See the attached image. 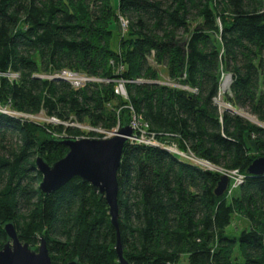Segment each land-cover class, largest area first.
<instances>
[{
	"label": "trees",
	"instance_id": "trees-1",
	"mask_svg": "<svg viewBox=\"0 0 264 264\" xmlns=\"http://www.w3.org/2000/svg\"><path fill=\"white\" fill-rule=\"evenodd\" d=\"M226 73L225 101L264 122V0H0V250L13 222L33 249L46 239L53 264H119L105 198L80 177L45 194L36 161L103 137L69 124L114 131L136 117L160 144L129 140L118 169L129 262L264 264V175L248 173L264 126L216 102ZM41 113L58 122L19 116ZM171 145L243 182L218 196L222 172ZM236 215L247 225L230 235Z\"/></svg>",
	"mask_w": 264,
	"mask_h": 264
},
{
	"label": "water",
	"instance_id": "water-1",
	"mask_svg": "<svg viewBox=\"0 0 264 264\" xmlns=\"http://www.w3.org/2000/svg\"><path fill=\"white\" fill-rule=\"evenodd\" d=\"M229 77L231 78V75ZM228 109L240 114L231 106ZM53 119L57 122L55 118ZM133 135L134 127L127 125L114 130L109 137L69 138L64 141L69 147V152L65 157L52 165L42 157L37 158L36 161L37 169L43 175L40 188L45 194L54 193L72 178L80 177L85 183H90L105 198L109 206L112 223L117 229L116 253L119 264H131L124 254L119 227L118 169L124 147ZM166 149L179 154L173 148L166 147ZM186 156L188 158L193 157ZM198 160L202 162V160ZM248 173L254 176L264 175V158H257L250 166ZM231 178L232 173L222 171L220 182L216 188L218 196H222L227 191ZM4 230L8 236V241L0 250V264H53L44 237L41 238L38 248L33 249L28 243L20 239L13 222H7L4 225ZM67 264L81 263L74 260Z\"/></svg>",
	"mask_w": 264,
	"mask_h": 264
},
{
	"label": "rangeland",
	"instance_id": "rangeland-1",
	"mask_svg": "<svg viewBox=\"0 0 264 264\" xmlns=\"http://www.w3.org/2000/svg\"><path fill=\"white\" fill-rule=\"evenodd\" d=\"M126 25V23L125 22H123L122 24L120 23L119 24V29L120 30H122L123 29V26H125ZM76 75H78V74H76ZM76 75H73V78H76L77 76ZM13 76H16V75H13ZM78 76H80V75H78ZM85 76V75H84ZM230 75L228 74V73H226L224 76H223V78H222V86H221V92H220V94H219V96H218V98H217V103L220 105V107L222 108V109H226V108H229L230 107V105L225 101V94L226 93H228V91H229V89H230V85H231V83H230V85L228 86V88L226 89V90H223V81H224V79L226 78V77H229ZM93 80H97V79H93ZM162 82H164V83H168V84H174L173 82H171L170 80H169V78L167 77V76H165L164 74H163V76H162ZM231 82H232V75H231ZM120 89V91H121V95H123L124 97H126L127 96V93H126V89H125V82L123 81V80H120V81H118V85H117V89ZM116 89V90H117ZM262 90H264V85L262 86ZM126 93V94H125ZM0 111H4V112H8V111H6L5 109H2L1 107H0ZM242 116H244L246 119H248V120H250L252 123H255V124H259V125H262V126H264V122H262V121H260L258 118H257V116L256 115H254V114H252V113H250L249 111H247V110H245V109H239V108H237L236 109ZM11 114H16V113H14V112H10ZM19 116H21V117H25V118H28V119H32V120H36V121H40V122H56L53 118H48V117H46L45 116V114L44 113H41V114H39V115H34V116H31V115H22V114H19ZM57 122H58V120H57ZM69 125H72V126H76V127H79V128H81L82 130H85V131H87V132H89V131H95V132H97L96 134H102V136L103 137H109V136H111L112 135V133H113V130L112 131H105V130H103V129H96V128H93V127H91V126H86V125H79V124H69ZM119 129V128H118ZM144 129V128H143ZM103 137H101V138H103ZM83 138H100L99 136H94V137H92V136H85V137H83ZM177 148V146H175V145H171L169 148ZM178 149V148H177ZM185 154V155H184ZM184 154H182V156H183V159L185 158V160H187V161H192V162H194V163H196V164H199V165H202V166H204V167H207V168H210V169H214V170H219V171H221L220 169H217L216 167H214V166H212L211 164H209L207 161H198L197 162V158L195 157V156H193L192 154H190V153H184ZM186 155H188V156H193L194 157V159L195 160H192V159H190V158H188ZM222 172V171H221ZM42 182V181H41ZM236 182H237V177H236V174H232V178H231V180H230V185H231V183L233 184V185H235L236 184ZM41 184V183H40ZM247 225V220L243 217V216H239V215H236L235 217H234V219H233V222H232V224H230V226L227 228V233L228 234H230V235H238L239 234V232H240V230L242 229V228H244L245 226Z\"/></svg>",
	"mask_w": 264,
	"mask_h": 264
},
{
	"label": "built area",
	"instance_id": "built-area-1",
	"mask_svg": "<svg viewBox=\"0 0 264 264\" xmlns=\"http://www.w3.org/2000/svg\"><path fill=\"white\" fill-rule=\"evenodd\" d=\"M76 74L77 73L64 71L61 76L64 77L65 79L69 80L75 86L83 85L86 81L93 80V78H89V77L83 76V75L78 76ZM73 75H76L77 77L73 78ZM116 91L118 94H122L119 88ZM194 91H196V90H194ZM216 102H217V98H216ZM131 125L134 127V135L129 138L130 141L138 142V143H144V144H148V145H159L160 144V142L158 141V139L156 138V136L154 134L147 133V124L145 125V127H141L140 123L136 120V117H135L134 121ZM173 149L177 150L180 155L184 154L183 152L179 151V149H177L175 147ZM190 159L195 160L194 157H191ZM198 161L199 160L197 159V162ZM233 173L236 174V177H237V182L233 187H237L243 182L244 176L239 175L236 171H234Z\"/></svg>",
	"mask_w": 264,
	"mask_h": 264
},
{
	"label": "bare ground",
	"instance_id": "bare-ground-1",
	"mask_svg": "<svg viewBox=\"0 0 264 264\" xmlns=\"http://www.w3.org/2000/svg\"><path fill=\"white\" fill-rule=\"evenodd\" d=\"M231 83V78L230 77H226L223 81V90H226L228 88V86Z\"/></svg>",
	"mask_w": 264,
	"mask_h": 264
}]
</instances>
